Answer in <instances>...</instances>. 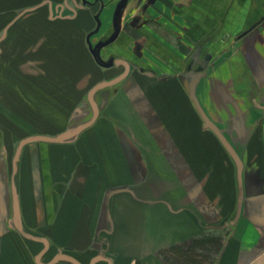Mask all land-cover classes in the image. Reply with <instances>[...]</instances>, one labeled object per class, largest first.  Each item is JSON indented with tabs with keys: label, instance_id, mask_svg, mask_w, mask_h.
Segmentation results:
<instances>
[{
	"label": "crops",
	"instance_id": "crops-1",
	"mask_svg": "<svg viewBox=\"0 0 264 264\" xmlns=\"http://www.w3.org/2000/svg\"><path fill=\"white\" fill-rule=\"evenodd\" d=\"M0 264H264V0H0Z\"/></svg>",
	"mask_w": 264,
	"mask_h": 264
},
{
	"label": "flooded vegetation",
	"instance_id": "flooded-vegetation-1",
	"mask_svg": "<svg viewBox=\"0 0 264 264\" xmlns=\"http://www.w3.org/2000/svg\"><path fill=\"white\" fill-rule=\"evenodd\" d=\"M207 62V59H205V58H199V63H200V65H203V64H205Z\"/></svg>",
	"mask_w": 264,
	"mask_h": 264
},
{
	"label": "water",
	"instance_id": "water-1",
	"mask_svg": "<svg viewBox=\"0 0 264 264\" xmlns=\"http://www.w3.org/2000/svg\"><path fill=\"white\" fill-rule=\"evenodd\" d=\"M95 53H96L97 57H99L98 49H95Z\"/></svg>",
	"mask_w": 264,
	"mask_h": 264
}]
</instances>
